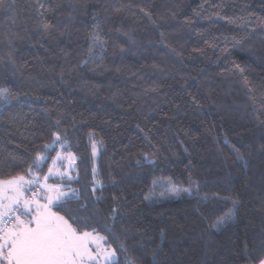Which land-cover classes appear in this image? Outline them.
Masks as SVG:
<instances>
[{
    "label": "trees",
    "instance_id": "obj_1",
    "mask_svg": "<svg viewBox=\"0 0 264 264\" xmlns=\"http://www.w3.org/2000/svg\"><path fill=\"white\" fill-rule=\"evenodd\" d=\"M5 89L0 173L52 145L43 176L72 152L85 199L67 207L93 222L115 208L139 264L264 258V0H3Z\"/></svg>",
    "mask_w": 264,
    "mask_h": 264
},
{
    "label": "snow or ice",
    "instance_id": "obj_2",
    "mask_svg": "<svg viewBox=\"0 0 264 264\" xmlns=\"http://www.w3.org/2000/svg\"><path fill=\"white\" fill-rule=\"evenodd\" d=\"M2 3L3 0H0ZM49 26L44 24L45 28ZM91 39L95 43L99 37L93 33ZM0 92L6 94L7 90ZM89 139L92 141L91 155L96 157L99 154L97 143L91 135ZM53 144L62 149L65 147L59 132L53 133ZM50 150H53L52 145H45L44 153ZM236 151L239 155V150ZM44 153L36 152L34 160L22 173H0V264H139L130 256L121 236L117 235L115 208L109 216L93 222L82 219L67 207L85 199L83 194L71 187L74 179L79 182L78 173L72 175L76 171L75 155L71 152L67 155L57 153L51 158L47 174L41 176V166L50 159ZM98 177L97 168L93 166L88 189V195L94 197L93 204L102 200L97 192L102 193L104 185ZM50 178L52 182H49ZM184 191L192 197L191 190ZM170 195L180 198L174 191ZM196 195L199 196L198 191ZM89 206L84 203L81 208ZM235 207L236 202L233 201ZM234 220L235 216L229 214L227 218L217 220L212 227L219 230L221 226H227L228 221ZM114 244L119 247H114ZM118 252L128 258L121 261ZM259 264H264V258L259 260Z\"/></svg>",
    "mask_w": 264,
    "mask_h": 264
},
{
    "label": "rangeland",
    "instance_id": "obj_3",
    "mask_svg": "<svg viewBox=\"0 0 264 264\" xmlns=\"http://www.w3.org/2000/svg\"><path fill=\"white\" fill-rule=\"evenodd\" d=\"M68 152H70V151H68ZM68 152H66V151H62V150L57 151V153H60L61 155H67ZM57 153H56V154H57ZM71 153H72V152H71ZM56 154H55V156H56ZM55 156H54V157H55ZM54 157H53V158H54ZM76 160H77V158H76ZM64 163L66 164L67 162L65 161ZM49 166H51V163H50ZM49 166H48V167H49ZM47 169H48V168H47ZM75 169H76V161H75ZM60 170L63 171L64 168L61 167ZM46 174H47V172H46ZM46 174H45V175H46ZM50 179H51V178H50ZM49 182H52V180H50Z\"/></svg>",
    "mask_w": 264,
    "mask_h": 264
}]
</instances>
